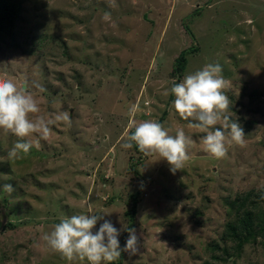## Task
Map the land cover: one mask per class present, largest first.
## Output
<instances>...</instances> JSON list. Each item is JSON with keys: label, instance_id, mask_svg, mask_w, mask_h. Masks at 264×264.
Returning <instances> with one entry per match:
<instances>
[{"label": "rangeland", "instance_id": "obj_1", "mask_svg": "<svg viewBox=\"0 0 264 264\" xmlns=\"http://www.w3.org/2000/svg\"><path fill=\"white\" fill-rule=\"evenodd\" d=\"M191 46L182 76H172ZM208 64L222 67L229 114L245 134L223 159L204 150L206 133L188 128L169 91ZM0 77L34 92L40 115L67 111L72 121L50 125L46 140L34 134L17 160L8 153L18 138L0 132V264H69L42 236L79 214L105 215L121 244L135 194L140 251L122 264H264V216L243 245L225 235L238 199L254 192L264 211V0H24ZM133 120L184 130L185 167L173 174L166 160L123 149Z\"/></svg>", "mask_w": 264, "mask_h": 264}, {"label": "clouds", "instance_id": "obj_2", "mask_svg": "<svg viewBox=\"0 0 264 264\" xmlns=\"http://www.w3.org/2000/svg\"><path fill=\"white\" fill-rule=\"evenodd\" d=\"M222 72L219 64H208L184 76L181 82L174 81L169 90L174 96L172 106L175 112L183 120L189 121L188 128L206 133L202 138L204 150L215 159L226 158L229 145L243 146L246 143L243 128L229 114L231 101L225 94L228 81ZM39 91L44 92L45 89L40 86ZM168 94L166 91L165 95ZM138 110V105H132L128 110L129 116H134ZM40 113L41 108L34 92L18 88L10 78L0 77V132L12 134L19 140L9 151V159H21V153L27 155L33 146L31 138L34 134H38L41 139H48L52 134L50 125L63 122L71 126L67 111L51 114L52 118ZM129 128L134 130L126 134L121 144L123 149H132L135 145L145 157L166 160L173 174L185 167L190 158L188 148L192 139L184 130L171 135L169 129L155 120H133ZM3 188L9 193L13 191L11 184ZM104 216L79 214L62 217L50 232L43 234L45 247L69 264L77 261L111 264L119 259L122 252L129 256L137 255L140 251V237L136 229H127L128 238L122 248L120 230L110 220H105ZM100 220L104 222L94 232Z\"/></svg>", "mask_w": 264, "mask_h": 264}, {"label": "trees", "instance_id": "obj_3", "mask_svg": "<svg viewBox=\"0 0 264 264\" xmlns=\"http://www.w3.org/2000/svg\"><path fill=\"white\" fill-rule=\"evenodd\" d=\"M24 0H0V52L4 49L10 41L14 42L16 37L17 23L21 19L23 12ZM188 30V29H187ZM191 38L194 40V35L191 31H188ZM197 52L195 46L183 50L175 59V64L172 70V76L181 77L187 66V57L190 54ZM133 131V130H132ZM136 147V146H135ZM137 148V147H136ZM138 150V148H137ZM139 151V150H138ZM251 192L246 197L235 201V214L236 219L233 223H229L226 229V238L229 240L239 241L241 245L245 244L251 238V228L255 217L264 216L263 208L257 206V203L251 201V196L254 195ZM262 199V205L264 206V192L257 195ZM139 194H135L132 197V209L125 215L128 218L127 229L135 228L136 210L138 205ZM233 206V204H232ZM125 230L124 237L121 241V247L123 248L128 238V231ZM262 232H264V220L262 226ZM124 252L118 260L111 262V264H122Z\"/></svg>", "mask_w": 264, "mask_h": 264}]
</instances>
